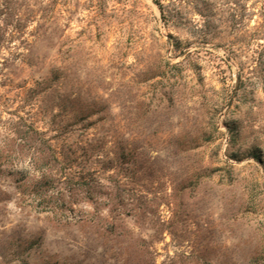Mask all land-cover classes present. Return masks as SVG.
I'll use <instances>...</instances> for the list:
<instances>
[{"label": "rangeland", "instance_id": "1", "mask_svg": "<svg viewBox=\"0 0 264 264\" xmlns=\"http://www.w3.org/2000/svg\"><path fill=\"white\" fill-rule=\"evenodd\" d=\"M0 264H264V0H0Z\"/></svg>", "mask_w": 264, "mask_h": 264}]
</instances>
